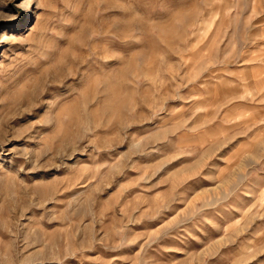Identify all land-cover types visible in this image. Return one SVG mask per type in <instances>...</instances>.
I'll return each instance as SVG.
<instances>
[{
    "label": "rangeland",
    "instance_id": "374dc122",
    "mask_svg": "<svg viewBox=\"0 0 264 264\" xmlns=\"http://www.w3.org/2000/svg\"><path fill=\"white\" fill-rule=\"evenodd\" d=\"M0 264H264V0H0Z\"/></svg>",
    "mask_w": 264,
    "mask_h": 264
}]
</instances>
